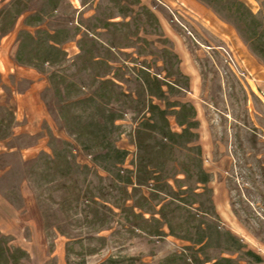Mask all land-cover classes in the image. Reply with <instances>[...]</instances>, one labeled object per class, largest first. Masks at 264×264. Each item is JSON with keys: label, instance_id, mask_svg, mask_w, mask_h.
<instances>
[{"label": "rangeland", "instance_id": "rangeland-1", "mask_svg": "<svg viewBox=\"0 0 264 264\" xmlns=\"http://www.w3.org/2000/svg\"><path fill=\"white\" fill-rule=\"evenodd\" d=\"M263 82L264 0H0V264H264Z\"/></svg>", "mask_w": 264, "mask_h": 264}, {"label": "crops", "instance_id": "crops-1", "mask_svg": "<svg viewBox=\"0 0 264 264\" xmlns=\"http://www.w3.org/2000/svg\"><path fill=\"white\" fill-rule=\"evenodd\" d=\"M259 86H262L263 88H264V82L263 83H261V84H259ZM263 90V89H262Z\"/></svg>", "mask_w": 264, "mask_h": 264}]
</instances>
